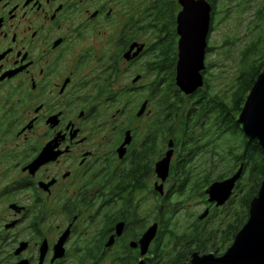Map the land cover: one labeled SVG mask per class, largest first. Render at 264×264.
I'll use <instances>...</instances> for the list:
<instances>
[{
  "label": "flooded vegetation",
  "instance_id": "flooded-vegetation-1",
  "mask_svg": "<svg viewBox=\"0 0 264 264\" xmlns=\"http://www.w3.org/2000/svg\"><path fill=\"white\" fill-rule=\"evenodd\" d=\"M206 1L207 54L233 15L264 30V0ZM183 10L181 0H0V264L151 259L155 241L144 258L132 244L159 224L153 204L169 201L177 157L168 129L153 133L152 65L160 44L179 53ZM154 135L159 157L139 173V152ZM171 143L162 183L156 164ZM162 184L164 194L156 190ZM206 204L209 213L216 208Z\"/></svg>",
  "mask_w": 264,
  "mask_h": 264
},
{
  "label": "trees",
  "instance_id": "trees-1",
  "mask_svg": "<svg viewBox=\"0 0 264 264\" xmlns=\"http://www.w3.org/2000/svg\"><path fill=\"white\" fill-rule=\"evenodd\" d=\"M168 25L175 31V24ZM158 47L160 54L152 65V86L155 95L159 96V108H156L159 118L153 133L162 135L168 129L169 137L175 141L177 161L172 167V178L176 186L169 194V201L156 204L154 212L158 210V214L155 222L160 224V231L147 264H188L194 253H207L208 243H213L214 252L227 241L232 245L248 222L251 202L259 195L264 180V150L257 140L246 138L239 118L248 95L264 70V60L242 70L229 93L214 92L205 79V86L196 96L188 97L176 85V45L168 43ZM252 52L253 47L246 51L243 62ZM156 137L154 135L148 140L149 145L139 152V173L159 157L155 152ZM206 164L211 167L208 173L200 170ZM241 168L243 175L236 187L238 195H234L241 194L236 199V206L241 210L238 217L237 207L230 205L233 209L224 210L223 214L228 217L224 220H219V210L215 209L205 222H201L199 217L181 234L175 230L181 210L180 203L173 202L172 198H206V189L210 185L234 176ZM229 217L231 221H228ZM204 238L206 243L202 241ZM135 256L122 257L121 264H137L140 256Z\"/></svg>",
  "mask_w": 264,
  "mask_h": 264
},
{
  "label": "water",
  "instance_id": "water-1",
  "mask_svg": "<svg viewBox=\"0 0 264 264\" xmlns=\"http://www.w3.org/2000/svg\"><path fill=\"white\" fill-rule=\"evenodd\" d=\"M184 10L178 17L179 55L176 67V85L181 93L193 96L205 86L206 56L208 38L211 30V6L206 0H181ZM145 107L138 116L145 113ZM244 135L249 140H257L264 150V70L252 88L239 118ZM127 138L125 145L129 144ZM124 145V146H125ZM124 148V147H123ZM166 156L156 164V174L165 183L171 171L173 144ZM123 155V154H122ZM243 175L241 168L234 176L217 181L206 190L208 203L221 208L233 197L238 182ZM162 185H156V190L164 194ZM209 210L200 216L204 220ZM124 224L117 226V236L122 237ZM159 234V224L155 223L143 235L139 243H133L132 248H140L142 258L149 254L152 243ZM112 237L107 246H112ZM139 264H145L141 261ZM188 264H264V180L259 195L250 205L249 219L234 239L227 252L217 257L214 254L200 255L194 253Z\"/></svg>",
  "mask_w": 264,
  "mask_h": 264
},
{
  "label": "rangeland",
  "instance_id": "rangeland-1",
  "mask_svg": "<svg viewBox=\"0 0 264 264\" xmlns=\"http://www.w3.org/2000/svg\"><path fill=\"white\" fill-rule=\"evenodd\" d=\"M242 18L243 16L240 18L237 15H233L231 17V21L220 24L215 35L210 40L209 46L212 51H210L206 56V66L208 70L205 74V79H207L208 83L211 84V86L214 88V92H231L232 88L235 85L236 79L242 70L247 69L249 65H259V63L264 60L263 28L260 27V24H242ZM249 25L253 27L250 32H248ZM233 42L234 44L232 45ZM252 47L253 52L251 56L246 62H243V59L245 57L244 54ZM138 69L141 72L144 71L142 67ZM151 80L152 76H148L146 83L150 82ZM173 161L176 162L177 157H174ZM210 168L211 167L206 164L202 166L200 170H205V173H208ZM200 170L196 169L195 171L200 172ZM235 194L238 195L236 190L231 200L225 206L217 208V210H219L218 212L216 211L217 214H219V220L228 218L227 215L223 214L225 209H233L232 206H236V199L239 198L241 194L237 197H234ZM176 198L177 197L172 198V201L180 203L181 211L178 214V219L176 221L178 223L175 230L180 232L181 234L186 229V227L194 225L196 220L205 213V211L207 210V204L205 203L208 202V196L206 194V198L198 197L193 198L192 200L187 199V197H181L178 199ZM234 198L235 201H233ZM157 203L158 201L154 202L153 210H155ZM215 209L216 208H214V211H212L215 212ZM235 210L238 217V215H240L241 213V210L238 207ZM143 211L145 213L147 212L146 206L143 208ZM212 211L210 212L208 217L204 220H201V222H205L206 220H208L212 216ZM157 214L158 210L155 212L153 211V223H155V216H157ZM231 220V217H229L228 221ZM202 241L206 243V238H204ZM230 243L231 241H227L223 244L220 243L221 245H219L220 248L217 252H214L213 250V243H208V250L206 254L222 256L231 246ZM154 246L155 243H153L152 249Z\"/></svg>",
  "mask_w": 264,
  "mask_h": 264
}]
</instances>
